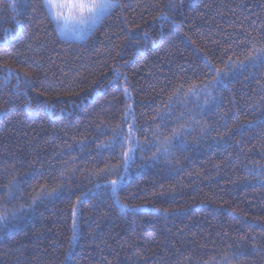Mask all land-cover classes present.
I'll return each instance as SVG.
<instances>
[{
    "label": "trees",
    "instance_id": "16d2710c",
    "mask_svg": "<svg viewBox=\"0 0 264 264\" xmlns=\"http://www.w3.org/2000/svg\"><path fill=\"white\" fill-rule=\"evenodd\" d=\"M112 1L0 0V264H264V0Z\"/></svg>",
    "mask_w": 264,
    "mask_h": 264
},
{
    "label": "snow or ice",
    "instance_id": "6c2138e0",
    "mask_svg": "<svg viewBox=\"0 0 264 264\" xmlns=\"http://www.w3.org/2000/svg\"><path fill=\"white\" fill-rule=\"evenodd\" d=\"M43 6L50 20L55 23L58 32L66 35L71 31L74 36L80 39H84L116 7L112 0H43ZM15 7L16 5L13 4L14 9ZM160 18L165 19L166 14ZM252 58L264 63V49L257 50L256 55ZM117 139L119 140V138ZM130 139L131 137L129 136ZM169 144L162 145V150L167 152ZM134 151L135 145L133 144L124 153L125 168L127 167V161L131 158ZM123 179L124 177H119L110 182L113 187V192H115L118 184L123 182ZM11 184L12 182H9V195L12 193ZM73 215L75 216V212ZM5 218L4 215L0 214V220ZM72 239H77L75 221Z\"/></svg>",
    "mask_w": 264,
    "mask_h": 264
},
{
    "label": "rangeland",
    "instance_id": "374dc122",
    "mask_svg": "<svg viewBox=\"0 0 264 264\" xmlns=\"http://www.w3.org/2000/svg\"><path fill=\"white\" fill-rule=\"evenodd\" d=\"M112 2L116 5V2H114V1H112ZM98 25H99V24H98ZM98 25H97V26H98ZM97 26H96V27H97ZM96 27H95V28H96ZM95 28H94V29H95ZM94 29H93V30H94ZM93 30H92V31H93ZM92 31H91V32H92ZM91 32H89V33L84 37V39H80V38L74 36V35L71 33V31H69L68 34H66V35H65V34H61L60 32H59V33H60V35H61L62 37L67 38V39H69V40H73V41H85V40L88 38V36L90 35Z\"/></svg>",
    "mask_w": 264,
    "mask_h": 264
}]
</instances>
